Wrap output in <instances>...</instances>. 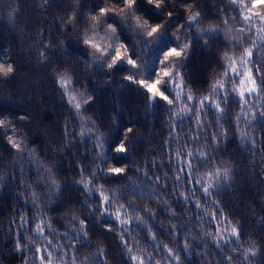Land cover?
<instances>
[{
  "label": "trees",
  "instance_id": "obj_1",
  "mask_svg": "<svg viewBox=\"0 0 264 264\" xmlns=\"http://www.w3.org/2000/svg\"><path fill=\"white\" fill-rule=\"evenodd\" d=\"M244 5L250 7L251 0H244ZM102 7L113 4L111 0H0V63L11 62L14 67L12 75L0 76V119L11 121L22 149L8 142L13 128L6 133L0 127V264H41L39 257L48 253H37V247L50 249L53 264H73L74 258L75 264H133L122 235L138 257L137 264L139 259L147 261L149 254L151 264H264V117L260 115L264 86L258 89L262 94H253L244 105L238 121L241 102L233 88L242 87L241 77L233 78L231 61L225 58L227 52L244 72L240 61L245 49H251L252 64L247 67L259 84L255 69L264 70V25L254 17L256 24L246 26L243 16L248 13L231 0H165L160 9L138 0L135 15L149 21L148 29L138 28L131 13L127 20L112 12L101 17ZM254 11L264 12V7ZM192 13L199 15L189 24ZM92 15L98 18L95 28ZM108 24L117 28L118 39ZM155 24H161L160 31L149 37L147 32ZM86 32L101 46L111 44L113 52L125 43L137 67L128 65L126 57L109 70L103 61L110 62V57L95 53L94 59V49L84 45ZM184 43L188 47L174 57L172 72L179 73L175 79L182 88L171 82L160 86L173 99L172 105L158 97L149 101L146 89L125 80L127 75L136 80L152 77L166 65L159 63L163 52L171 47L179 50ZM41 51L47 59L42 60ZM56 70H67L72 77L71 90L81 103L82 115L57 84ZM218 81H225L227 103L221 104L222 115L214 108L205 109V131L191 148L205 151L206 159L187 174L191 183L185 175L177 187V168L197 133L195 120L184 114L188 96L199 105ZM87 96L92 99L84 103ZM174 116L180 119H170ZM128 128L133 129L126 139L128 152L118 155L112 149ZM241 131L247 140L241 139ZM214 133L220 137L216 144L211 142ZM96 136L103 141L99 150L94 147ZM100 157L103 162L98 163ZM112 166L126 171L109 175ZM225 168L230 170L227 177ZM217 169L219 178L210 175ZM92 172L96 177L90 180ZM82 179L90 186H105L108 214H100L99 187L89 195ZM209 183L214 185L213 194L205 197L203 187ZM120 203L127 209H121V220L130 218L126 232L114 215ZM214 213L219 223L212 219ZM74 215L78 219L73 220ZM22 216L30 225L18 229ZM80 219L86 221V237L80 232ZM41 220L46 222L43 240L30 241ZM109 226L115 230L108 231ZM18 239L22 252L16 249ZM165 244L180 256L178 262L168 257Z\"/></svg>",
  "mask_w": 264,
  "mask_h": 264
},
{
  "label": "snow or ice",
  "instance_id": "obj_2",
  "mask_svg": "<svg viewBox=\"0 0 264 264\" xmlns=\"http://www.w3.org/2000/svg\"><path fill=\"white\" fill-rule=\"evenodd\" d=\"M46 2H47V0H46ZM111 2L113 4L112 8L102 7L99 9V13H100L101 17H105V16H107V14L109 12H112L113 14L122 15V18L127 20L129 18V13H131L135 18L136 26L138 28L148 29L149 21L145 18L142 19L141 16L135 15L138 0H111ZM145 3L147 5H149L150 7H153L154 9H160L161 6L165 4V0H145ZM231 3L232 4H240L242 13H244V12L248 13V14L243 16V20H244L246 26L251 27L252 25L256 24V20L254 19V17H258L260 24L264 25V12L254 11L258 7H264V0H251L250 7H247L244 5V0H231ZM172 15H173L172 11L169 10L168 11V17L171 18ZM198 15H199V13H192L188 18L189 24H192L196 20V17ZM91 19L94 22V28H95V23L97 22L98 18H97V16L92 15ZM160 28H161V24H155L154 26L151 27L150 31L147 32V35L149 37H152L154 33H157L160 31ZM108 29L113 33V38L118 39V37H116V35H115L117 33V28L113 24H108ZM244 30H245L244 28L241 29V31H244ZM260 30L261 29H258V31H260ZM261 39L264 40V37H261ZM83 43H84V45L94 49V59L96 58L95 53H99L100 56L110 57V62L108 59H105L103 61V63L107 64V68L109 70L113 69L115 66H118L120 63L124 62L126 57H127L126 62L128 65H130L132 68L137 67L136 61L129 56L130 50L126 47V44L123 42L119 43V45L117 47H115L114 52H113V51H111V49H112L111 44H104L103 46H101L99 43L95 42V37L88 35V33L86 32L85 36L83 38ZM256 43H257V41L254 40L253 45L255 46ZM187 47H188V45L186 43H184L183 48H180L179 50H178V47H171V48L167 49L166 51L163 52V59H161L159 63L161 65H165L170 57H180ZM40 56H41L42 60L47 59V56L43 51L40 52ZM251 56H252L251 49H245V52L241 58L240 63L242 66L245 67L246 70L244 72H240V70L236 68V61L232 60V57L228 56L227 52L225 53L226 60L231 61L230 68H231V71L233 74V78L235 76L241 77L239 83L242 87L240 89H237L235 87L233 88V91L239 92L240 102H241V113L237 115L238 121H239L240 115L244 114V105L247 104L250 99H252L253 94H257V95L262 94L261 91H258V89L260 88V86H264V70H262L259 67H257L255 69L256 77L260 78L259 84H258L257 79L253 76L252 69L247 67L248 65L252 64ZM244 57H247V59H245ZM56 71H57V84L63 89L64 95L68 97L70 105H72L75 108L77 114L82 115L83 110H82L81 103L78 101L76 94H74L71 90V85L74 83V81L72 80V77L67 74V70H65L64 72H60L59 70H56ZM13 73H14V67H13V64L11 62H9L7 64V66H5L4 63H0V76L8 77V76L12 75ZM225 73L227 74V70H225ZM176 76H179V73L174 74V73H172V71L169 68L161 67V68L154 71V75L152 77L142 78V79L136 80V79H133V75H127V76H125V80L130 81V82L135 83V84H138L141 88L146 89L147 92L149 93V96H148L149 101H152L153 99L158 97L160 100L167 102L169 105H172L174 102L173 99H170L169 95L166 94V91L163 90L160 86L162 84L166 85L169 82H171V83H173L174 87H176L177 89H181L182 84L180 82L176 81V79H175ZM224 83H225V81H218L216 84H214L212 86L210 95L203 97L200 100L199 105H196L194 103V97L193 96H191V95L188 96L189 104L187 105V109L184 112V114L191 116V118L195 120L197 133L192 137L191 142H189L186 159L177 168V175L175 177V180L177 182V187H179V182L184 179L185 175H187L188 173H192L194 164H196L198 162H202L206 159V152L205 151L194 152L191 150V148L198 144L199 134L201 132L205 131L203 123H202V121L207 118V115L205 113V109L206 108H214L216 113L222 115L223 109L221 108V104L222 103L226 104L227 100H228V91L223 87ZM244 85H247L246 89L243 87ZM221 93H223V98H221ZM246 93H247V95H246ZM91 99H92V97L87 96L86 99L84 100V103H87ZM192 113H194V116L192 115ZM260 115L262 117H264V112H261ZM220 118H221V116L218 115L217 116V122H219ZM21 119H24V117H21ZM170 119H180V117L174 116V117H170ZM252 119H255V117L253 116ZM0 127L4 128L6 133L10 128H13L11 121H6L5 119H0ZM237 127L239 130V126H237ZM65 131L67 133V131H68L67 128L65 129ZM132 131H133L132 128H128L125 130L124 138L121 139L112 149L114 151V153H116L118 155H126L127 154L128 147L126 145V139L128 137V134L132 133ZM173 132H175V125L173 126ZM14 135H15V132H14V128H13V135L8 137V142L12 145L13 148H16L18 151H20V150H22L21 149V143H19L14 138ZM224 135L226 137V133ZM94 138L97 140V144L94 147L96 148V150H99L100 148L103 147V141L98 136H96ZM247 138H248L247 134H245L244 132L241 131V139L247 140ZM219 139H220V137L214 133L212 135L211 142L213 144H216L219 142ZM252 145L254 148L255 147V141L254 140L252 141ZM199 147L203 148L205 146L199 145ZM180 155H181V152H178L177 157H179ZM254 155H255V153H254ZM97 162L98 163L103 162V157H100ZM208 162L210 163V161H208ZM125 171H126V167L112 166V167L107 169V174H109V175H121ZM229 171H230L229 169L225 168L223 175L225 177H227ZM45 172L51 173V169L45 168ZM210 175H215L217 178H219L221 175V172L219 169H217L215 173H210ZM81 176L83 177V172H81ZM95 177H96V172L89 173L90 180L92 178H95ZM0 179H2V178H0ZM156 181L159 183L160 177H156ZM187 182H189V183L192 182V176L191 175H187ZM52 183L55 187H57V188L59 187L58 183L54 179L52 180ZM80 183L84 184V189L89 195L92 194V188L99 187V189H100L99 194H100L101 199L98 202V204H99V207L102 209L100 214H101V216L108 214L110 212V209L108 207V205L110 204V198L105 193V186L104 185L96 186L94 184H92L90 186L89 182H85V181H83V179L80 181ZM213 187H214V185L211 183H209L206 187H203V194L205 197H208V196L213 194L211 191V189ZM22 194H26V193H22ZM114 195L115 194H113V196ZM181 195H184V194L181 193ZM33 198L35 199V194H34ZM184 198H185V200L188 199L187 196H185ZM196 207L197 208L201 207V204L199 201L196 202ZM121 209H124L125 212L127 211L125 204L120 203L119 207L116 209L114 215H115V219L117 221H119V223L121 224L123 231L126 232V231H128V229L125 228L124 225L129 224L130 218L125 219V220H121ZM145 211H149V210L145 209ZM72 219L76 220V219H78V217H76L74 215L72 217ZM136 219L140 223H143L142 219L139 216H137ZM212 219L217 221V223L220 222L215 213L212 215ZM20 221H21V223L17 226L18 229H24L26 226L30 225V222L23 216L20 217ZM45 223H46L45 221L41 220L39 223L36 224V236H29L28 239L30 241L39 242V240H43V238H44L43 225ZM49 227H51V226L49 225ZM86 227H87L86 221L83 219H80V232L85 237L87 236ZM107 230L108 231H114L115 229H113L112 227L109 226ZM231 233L233 236L237 235V228L233 227L231 229ZM209 235H211V234L209 233ZM152 238L155 239V236H153ZM121 239H122V243L124 245V248L130 254V259L132 260L133 264H137L138 257L136 255H132V253H133L132 246L129 245L128 240L126 238H124L123 235L121 236ZM220 239L223 240L224 237L221 236ZM48 243L51 244V241H49ZM21 245H22V241L20 239H18L17 243H16L17 251H20V252L23 251ZM217 246L219 247V245H217ZM24 247L26 248L27 245H25ZM71 247L75 248L76 245L73 244ZM185 247L186 248L188 247L187 243H186ZM163 248H164V250L167 251L168 257L170 259H174L177 262L180 260V256L174 254L173 250L169 247V245L165 244V245H163ZM35 251L37 253H48L47 257L44 255H41L39 257L41 260V264H53L52 253H51L49 248L37 247L35 249ZM99 252H100L101 256L104 255V250L102 248L99 249ZM151 259H152L151 254H149V259L147 261L144 259H139V264H151ZM229 259H231V257H229ZM26 264H27V262H26ZM73 264H75V258L73 260Z\"/></svg>",
  "mask_w": 264,
  "mask_h": 264
},
{
  "label": "rangeland",
  "instance_id": "obj_3",
  "mask_svg": "<svg viewBox=\"0 0 264 264\" xmlns=\"http://www.w3.org/2000/svg\"><path fill=\"white\" fill-rule=\"evenodd\" d=\"M170 64L171 65H173V67H171L170 68V70L173 72L174 70L173 69H175V67H174V57H170L169 58V60L167 61V63H166V65L164 66V67H167V66H169L170 67ZM168 67V68H169ZM176 70V69H175ZM247 88V85H245V89ZM224 237H228V231L227 230H224ZM223 237V236H222ZM40 260V259H39ZM40 262H41V260H40Z\"/></svg>",
  "mask_w": 264,
  "mask_h": 264
}]
</instances>
